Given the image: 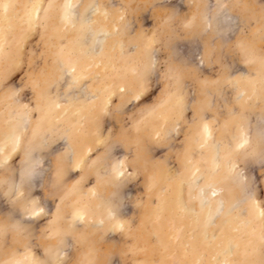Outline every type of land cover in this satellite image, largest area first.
<instances>
[{
  "label": "rangeland",
  "instance_id": "374dc122",
  "mask_svg": "<svg viewBox=\"0 0 264 264\" xmlns=\"http://www.w3.org/2000/svg\"><path fill=\"white\" fill-rule=\"evenodd\" d=\"M66 2L0 8V264H264V0Z\"/></svg>",
  "mask_w": 264,
  "mask_h": 264
},
{
  "label": "bare ground",
  "instance_id": "6f19581e",
  "mask_svg": "<svg viewBox=\"0 0 264 264\" xmlns=\"http://www.w3.org/2000/svg\"><path fill=\"white\" fill-rule=\"evenodd\" d=\"M7 1H9V0H7ZM12 1V0H11ZM33 1V0H32ZM39 2H41V1H39ZM8 3V2H7ZM38 3V2H37ZM34 4V3H33ZM73 4H74V0H67V2H66V5H65V7L64 8H66V10L64 11V16H65V19H70L71 17H73V15L74 14H76V9L74 8V6H73ZM11 5V4H10ZM37 5L38 4H36L34 7H33V12H31V13H33V15H34V13H36L37 12ZM67 6V7H66ZM0 8H2L3 10L5 9V10H7L6 8H8V6H7V4H6V0H0ZM10 8V7H9ZM9 8H8V10H9ZM30 8V7H29ZM60 9V8H59ZM222 9V8H221ZM2 10V11H3ZM5 10H4V12H5ZM94 10V7H92L90 10H89V12H92ZM11 10H9V12H10ZM105 11V10H104ZM6 14L8 15V11L6 12ZM38 14H39V12H38ZM87 14V13H86ZM101 14V13H100ZM3 15H5V13L3 14ZM3 15H2V17H3ZM32 15V14H31ZM31 15H30V18H31ZM6 16V15H5ZM13 16V15H12ZM105 16V15H104ZM1 17V16H0ZM7 17V16H6ZM38 17V16H37ZM88 17V16H87ZM214 17V16H213ZM3 18H5V17H3ZM106 18V17H105ZM209 18V17H208ZM0 19H2V18H0ZM72 19V18H71ZM116 19V18H115ZM214 19V18H213ZM3 20V19H2ZM2 20H0V22L2 21ZM6 20H7V18H6ZM61 20V19H60ZM105 20V19H104ZM5 21V20H4ZM215 22L217 23V24H223L227 29L229 28V26H231V25H233V27L235 26L234 24H233V22H234V18L232 17V16H230L228 13H227V10H222V11H220L218 14H216L215 15ZM10 23V22H9ZM78 23H80V22H78ZM65 24V23H64ZM81 24V23H80ZM79 24V25H80ZM7 25V24H6ZM87 25V24H86ZM207 25H208V23H207ZM9 26V25H8ZM89 26V25H88ZM115 27V26H114ZM216 27V26H215ZM232 27V28H233ZM79 28V27H78ZM1 29V28H0ZM2 30V29H1ZM104 32V31H103ZM0 33H2L1 31H0ZM93 33V32H92ZM114 33V32H113ZM227 33L228 32H224L223 34L224 35H227ZM108 34V33H107ZM102 35V34H101ZM99 37H101V36H99ZM0 38H1V36H0ZM101 39V38H100ZM99 40V38H96L95 39V42H97ZM103 40V39H102ZM101 40V41H102ZM86 41V40H85ZM92 44V43H91ZM78 45V44H77ZM96 49V48H95ZM83 50V49H82ZM92 52V51H91ZM97 52V51H96ZM87 53H89V52H87ZM85 55V54H84ZM89 56V55H88ZM87 58V57H86ZM93 64V63H92ZM254 73V72H253ZM242 74V73H241ZM234 76V75H233ZM240 77V76H239ZM246 77V76H245ZM245 79V78H244ZM250 80V79H249ZM248 91V90H247ZM264 119V118H263ZM262 119V120H263ZM25 120V119H24ZM204 121V120H203ZM209 123V122H208ZM22 124V123H21ZM24 125H25V123L23 124V126H22V129H23V127H24ZM205 125V131L203 132V134L204 135H209V132H208V130H206V124H204ZM211 124L209 123V125L208 126H210ZM20 128V127H19ZM203 128H204V126H203ZM202 128V130H204ZM212 128V127H211ZM22 129H20V130H22ZM209 129V128H208ZM17 130V129H16ZM210 130V129H209ZM249 130V129H248ZM261 130H262V128H261ZM264 130V129H263ZM23 131V130H22ZM250 131V130H249ZM263 132V131H262ZM240 133V132H239ZM244 133V132H243ZM245 133H249V132H246L245 131ZM9 134V133H8ZM10 134H11V132H10ZM17 135V134H16ZM200 135V134H199ZM262 135H263V133H262ZM11 136V135H10ZM201 136H202V134H201ZM210 136V135H209ZM208 136V137H209ZM211 136H212V134H211ZM240 136V135H239ZM244 136V135H243ZM19 137V136H18ZM264 137V136H263ZM213 138V137H212ZM4 139H5V136H4ZM11 139H13L14 140V142H17L19 139H17V137H12L11 136ZM202 138H200V140H201ZM207 139V138H206ZM209 139V138H208ZM240 139V138H239ZM209 142H210V140H208ZM239 142V141H238ZM8 143H9V139H7V141L5 142V141H3L1 144H0V154H1V152L7 147V145H8ZM200 143V142H199ZM198 143V144H199ZM203 143V142H202ZM216 143V142H215ZM236 143V142H235ZM247 143V137H242V139H241V141H240V143L238 144V146H243V145H245ZM17 144L19 145V142H17ZM208 144V143H207ZM214 144V143H213ZM213 144H212V146H213ZM217 144V143H216ZM16 145V144H15ZM17 145V146H18ZM210 145H211V143H210ZM9 146H10V144H9ZM201 146V145H200ZM214 146H215V144H214ZM203 147H204V145H203ZM233 147V146H232ZM14 148H15V146H14ZM88 148V147H87ZM204 148H206V146L204 147ZM213 148V147H212ZM211 149V148H210ZM210 149H209V151H210ZM215 149H216V147H215ZM9 150V149H8ZM14 150V149H13ZM217 150V149H216ZM236 150V149H235ZM234 150V151H235ZM213 151H214V149H213ZM219 151V150H218ZM6 153V152H5ZM217 154V152H214V155H216ZM220 154V153H219ZM1 155H4L3 153L1 154ZM210 155H213L212 154V151L210 152ZM213 155V156H214ZM222 155V154H221ZM220 155V156H221ZM7 156V155H6ZM211 156V158L212 159H214L215 158V160H216V156ZM218 157V156H217ZM32 158H34V156L32 157ZM223 158V157H222ZM35 162H36V165L28 172L29 173V177H30V179L33 181V183L35 184V182H36V180L39 178V175H40V169H39V167L40 166H38V163H37V160H39V155L38 156H35ZM228 161V160H227ZM231 162H229V163H231V165H229V167H232V169H234V171H236L237 172V174H239L238 173V170H236L235 168H236V166L234 165V163H232L233 161L232 160H230ZM42 162V161H41ZM120 162H121V159H117V166H116V171H117V175H119V174H121L122 172H123V169L121 168V165H120ZM195 162V161H194ZM211 162H212V160H211ZM215 162V161H214ZM218 162H219V159H218ZM218 162L216 161L215 163L217 164V166H218ZM226 162V161H225ZM31 164H33V163H31ZM196 164V163H195ZM212 164H214L213 162H212ZM224 164H226V163H224L223 162V168H224ZM192 165H193V163H192ZM211 165V164H210ZM215 165V164H214ZM194 166V165H193ZM193 166H192V168H193ZM217 166L215 167V168H217ZM219 167V166H218ZM227 167V166H226ZM115 168V167H114ZM198 168V167H197ZM201 168V167H200ZM200 168H198L199 169V173H196L197 174V176H199V175H203L202 174V170H200ZM29 169V168H28ZM218 169V168H217ZM192 170V169H191ZM197 169L195 168L194 169V171H196ZM212 170V169H211ZM215 170V169H214ZM231 170V169H230ZM230 170H229V172H230ZM243 170V169H242ZM241 170V171H242ZM193 171V172H194ZM198 171V170H197ZM196 171V172H197ZM218 171H219V169H218ZM226 171V170H225ZM228 171V170H227ZM240 171V172H241ZM193 172L191 173L190 172V174H193ZM212 172V171H211ZM211 172H210V176H211ZM215 172V171H214ZM221 172V171H220ZM220 172L218 173L219 175H220ZM229 172H227V173H229ZM231 172H232V170H231ZM208 173V172H207ZM224 173V172H223ZM227 173H226V175H227ZM246 173V172H245ZM222 174V173H221ZM224 175V174H223ZM243 175V174H242ZM122 176V175H121ZM193 176H194V174H193ZM196 176V177H197ZM209 177V176H208ZM239 177V176H238ZM199 177H197L196 179H198ZM200 178H203V176L202 177H200ZM195 179V180H196ZM38 181V180H37ZM197 181V180H196ZM195 181V182H196ZM16 185H17V183H16ZM15 185V186H16ZM219 190H221L220 189V187L219 186H216V185H207V186H202L201 187V189H200V198H201V201L200 202H202V206H203V210H202V208H201V213H202V215L204 216L203 218H205V217H207L208 215H210V213L212 212H216V211H220L221 210V208L223 207V202H221V201H219L218 202V204H215V203H212L214 200H216V196L218 195V192H219ZM248 190V192H249V194L250 195H252L250 192L251 191H249L250 189H247ZM247 192V193H248ZM205 201V203H207V205H205V204H203V202ZM231 201L230 200H228V203H230ZM181 203V202H180ZM178 205H180V204H178ZM177 205V206H178ZM200 205H201V203H200ZM235 206V205H234ZM186 208V207H185ZM233 208V207H232ZM188 209V208H187ZM190 209H192V208H190ZM200 209V208H199ZM198 209V210H199ZM230 209V208H229ZM181 210H182V213L183 212H186V211H184V208H181ZM233 210V209H232ZM35 211V210H34ZM38 211V210H37ZM113 211V210H112ZM193 211V210H192ZM36 212V211H35ZM35 212H32V213H35ZM84 212V211H83ZM196 212V211H195ZM214 212V213H215ZM37 213V212H36ZM78 213V212H77ZM80 213H81V211H80ZM187 213V212H186ZM197 213V212H196ZM200 213V214H201ZM218 213V212H217ZM30 214V213H29ZM29 214H28V216H29ZM198 215H199V213H197ZM25 215H27V214H25ZM78 216H79V214H77ZM192 215V214H191ZM214 216V214H211V216ZM193 216V215H192ZM83 217V219H85V217L84 216H82ZM194 217H195V215H194ZM210 217V216H209ZM214 218V217H213ZM24 219H25V217H24ZM190 219V218H189ZM207 219H208V217H207ZM206 219V220H207ZM168 220V219H167ZM193 220V219H192ZM195 220H196V217H195ZM194 220V221H195ZM191 221V220H190ZM211 221V220H210ZM204 222V221H203ZM208 222H209V220H208ZM210 223H212V222H210ZM209 223V224H210ZM204 231V230H203ZM205 233V232H204ZM201 234V233H200ZM205 235H206V233H205ZM219 236V235H218ZM213 237V236H212ZM194 242V241H193ZM225 244H228V242H225ZM230 244V243H229ZM231 245H232V243H231ZM231 245H228L227 247H229V246H231ZM237 245V244H236ZM232 246H235V245H232ZM226 247V248H227ZM214 248V247H213ZM221 248H223V247H221ZM233 247H231V249H232ZM230 249V248H229ZM229 249H226V250H229ZM224 250V249H223ZM216 251H217V249H216ZM230 251V250H229ZM229 251H227V252H229ZM215 252V251H214ZM61 253H63V252H61L60 251V253L59 254H61ZM220 253V252H219ZM221 253H222V249H221ZM59 256V255H58ZM58 256H57V258H58ZM60 256H62V255H60ZM56 258V259H57ZM225 261V260H224ZM218 264V263H217Z\"/></svg>",
  "mask_w": 264,
  "mask_h": 264
},
{
  "label": "crops",
  "instance_id": "0c3cea01",
  "mask_svg": "<svg viewBox=\"0 0 264 264\" xmlns=\"http://www.w3.org/2000/svg\"><path fill=\"white\" fill-rule=\"evenodd\" d=\"M230 34V33H229Z\"/></svg>",
  "mask_w": 264,
  "mask_h": 264
}]
</instances>
